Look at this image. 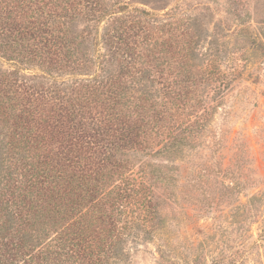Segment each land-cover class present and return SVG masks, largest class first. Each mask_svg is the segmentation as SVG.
<instances>
[{"label": "trees", "instance_id": "16d2710c", "mask_svg": "<svg viewBox=\"0 0 264 264\" xmlns=\"http://www.w3.org/2000/svg\"><path fill=\"white\" fill-rule=\"evenodd\" d=\"M167 16L0 0V264H117L152 232L181 172L167 163L199 151L230 83L198 28Z\"/></svg>", "mask_w": 264, "mask_h": 264}, {"label": "rangeland", "instance_id": "374dc122", "mask_svg": "<svg viewBox=\"0 0 264 264\" xmlns=\"http://www.w3.org/2000/svg\"><path fill=\"white\" fill-rule=\"evenodd\" d=\"M125 2L198 28L200 52L221 59L230 83L221 100L210 93L212 133L199 151L167 163L181 172L174 192L156 191L152 232L129 237L117 264H264V0Z\"/></svg>", "mask_w": 264, "mask_h": 264}]
</instances>
